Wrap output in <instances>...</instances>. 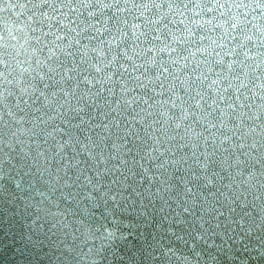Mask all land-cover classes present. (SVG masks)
I'll return each instance as SVG.
<instances>
[{
	"label": "clouds",
	"instance_id": "1",
	"mask_svg": "<svg viewBox=\"0 0 264 264\" xmlns=\"http://www.w3.org/2000/svg\"><path fill=\"white\" fill-rule=\"evenodd\" d=\"M0 233L16 264H264V0H0Z\"/></svg>",
	"mask_w": 264,
	"mask_h": 264
},
{
	"label": "water",
	"instance_id": "2",
	"mask_svg": "<svg viewBox=\"0 0 264 264\" xmlns=\"http://www.w3.org/2000/svg\"><path fill=\"white\" fill-rule=\"evenodd\" d=\"M2 236V233H0ZM0 264H16V258L13 256L11 248L0 246Z\"/></svg>",
	"mask_w": 264,
	"mask_h": 264
}]
</instances>
